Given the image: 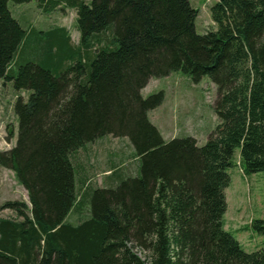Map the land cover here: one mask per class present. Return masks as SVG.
<instances>
[{
    "label": "trees",
    "instance_id": "obj_1",
    "mask_svg": "<svg viewBox=\"0 0 264 264\" xmlns=\"http://www.w3.org/2000/svg\"><path fill=\"white\" fill-rule=\"evenodd\" d=\"M9 1L32 0H0V84L29 94L13 105L0 167L29 204L0 207L14 214L0 217V264H264V220L251 223L263 238L253 253L223 223L235 150L244 174L264 171V0H216L204 34L189 0H35L46 14L76 11L75 47L62 27L26 42ZM177 71L216 86L218 124L202 146L165 141L149 121L164 95L141 90ZM104 136L128 139L139 174L87 192L90 216L73 225L71 155Z\"/></svg>",
    "mask_w": 264,
    "mask_h": 264
},
{
    "label": "rangeland",
    "instance_id": "obj_2",
    "mask_svg": "<svg viewBox=\"0 0 264 264\" xmlns=\"http://www.w3.org/2000/svg\"><path fill=\"white\" fill-rule=\"evenodd\" d=\"M189 2L198 11L196 32L204 34L214 30L210 7L216 0ZM7 6L12 17L26 31V42L34 40L36 36L43 41L47 40L55 27H62L70 38V44L77 46L79 32L74 9L62 7L46 14L38 9L35 0L21 4L9 1ZM28 57L32 61H38L36 56ZM159 91L163 92V102L148 113V118L162 138L169 141L190 137L196 140L198 146L204 145L218 124L213 107L217 96L216 86L208 77H203L195 84L188 75L177 71L166 77L151 78L141 90V96L146 98ZM28 94V91L14 90L11 83L0 84V152L10 150L15 144L18 123L13 105L18 97L26 101ZM233 159L235 166L227 170L230 182L224 190V229L238 241L245 252L253 253L263 248V238L252 230L251 223L254 220H264V171L252 174L241 172L238 149L235 150ZM71 162L76 176L77 201L74 210L77 209L78 212H72L66 221L73 225L90 216L89 198L85 195L87 192L98 186L106 187L110 182L115 184L119 176L125 179L139 174V161L126 138L101 137L75 151L71 155ZM8 201L29 204L27 192L17 182L14 173L0 167V207ZM13 216L10 210L0 211V217ZM134 251L140 258L146 254L138 248Z\"/></svg>",
    "mask_w": 264,
    "mask_h": 264
},
{
    "label": "crops",
    "instance_id": "obj_3",
    "mask_svg": "<svg viewBox=\"0 0 264 264\" xmlns=\"http://www.w3.org/2000/svg\"><path fill=\"white\" fill-rule=\"evenodd\" d=\"M118 179H119V178H116L115 181L117 182ZM116 182H115V184H116ZM115 184H112V183L110 182V184H109L108 186H106V187L98 186L97 188H109V187H113ZM85 195H86V194H85ZM74 211H75V213L77 214V212H78L77 209H75V210L73 209V210L68 214V216L71 215V213L74 212ZM68 216H67V217H68ZM75 224H77V223H75Z\"/></svg>",
    "mask_w": 264,
    "mask_h": 264
}]
</instances>
